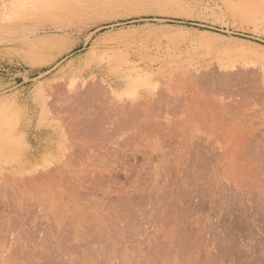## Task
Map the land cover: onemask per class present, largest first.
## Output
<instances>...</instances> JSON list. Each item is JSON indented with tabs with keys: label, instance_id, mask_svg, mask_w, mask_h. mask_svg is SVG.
I'll use <instances>...</instances> for the list:
<instances>
[{
	"label": "rangeland",
	"instance_id": "rangeland-1",
	"mask_svg": "<svg viewBox=\"0 0 264 264\" xmlns=\"http://www.w3.org/2000/svg\"><path fill=\"white\" fill-rule=\"evenodd\" d=\"M26 1L0 0V167L7 170L0 171V251L5 249L3 251L10 253L13 257L8 259L10 263L46 264L47 258L51 257L50 253H46L45 259L43 256L48 248L45 251L41 249L42 244L47 245L49 238L48 224L40 220L34 196L33 199L27 196L35 194L39 182L42 183V194H46L44 184L56 160L69 162L67 165L71 169L75 167L74 172L81 168L83 158L86 162V153L81 155V129L77 124L81 113L85 112L83 105L105 102L108 106L105 115L118 109L117 115H124V120L136 107L141 110L144 103L154 104L157 109L165 100L189 102L192 109L202 113L199 116L204 119L210 137L207 140L205 132H193L204 137L202 142L207 150L210 148L213 151H209L211 155L221 156L222 151H226L221 157L225 158V169L220 166L215 176L220 177L221 171L224 174L229 171L228 177L220 183H212V165L216 164L213 160L204 169L202 167L205 171L203 176L208 174L203 179L210 175V182L201 179L195 188L199 193L193 197L194 218L198 219L195 221L196 234L202 238L195 245L197 247L189 252L183 247L181 250L171 248L175 251L173 257L169 248L163 252V248L160 251L152 247L154 253L148 257L141 249L135 248L131 252L127 245L120 247L119 251L121 248L124 250L118 251V257L111 248H86L81 247L80 242L77 245L70 242V247L63 251L65 254L62 256L65 257L62 260H58L60 257L54 253L52 255L58 259L51 258L63 264H156V260H159L158 264H264V0H31L25 7ZM204 100L213 101L211 107L214 101L217 102L214 108L230 104L220 110L224 112L227 109L224 114L234 112L236 119L230 112V115H224L226 118L221 117V111L217 112L219 119L214 118L215 115L211 114L215 113V109ZM216 111H219L218 108ZM237 112L239 115H236ZM205 116L208 121L211 120L208 122ZM229 116L232 117L229 119ZM220 117L227 127L224 121L222 126L223 119L216 124ZM212 120H215L214 123ZM184 123V116L177 109L164 112L157 119L155 143L161 150L175 149L174 155L181 151L186 132ZM235 123H240L242 128L234 129L232 125ZM216 126L224 131L219 133ZM135 131L133 128L123 132V135L128 133L129 138L131 134L132 137L136 134L134 140L137 141L140 134ZM232 134L243 136L241 140L246 134L247 141L250 138L253 140V143L249 142L252 149L247 151L250 156L256 153V156L252 155L257 159L255 162L252 156L244 153L246 150L242 151L247 146H242L246 139L240 142L238 135L234 137ZM123 135L122 138H125ZM132 137V140H124L127 139L131 145ZM254 137L259 141L256 142ZM208 141L213 147L211 144L208 147ZM132 145L134 147V143ZM235 148L238 151L234 156L235 150L232 149ZM145 152L151 157L145 190L135 193L138 190L136 184L129 185L122 176L117 185L122 187L124 184L125 190L130 186L129 193L135 198L149 194L152 198L157 196L161 191L159 187L162 188L163 171L166 167L174 171L170 161L176 155L169 156L159 166L153 145ZM236 167L247 176L240 174ZM252 167H255L254 172ZM71 169L70 184L73 175L78 176ZM73 185L75 192L81 193V186ZM212 185L219 187L213 188ZM165 190L164 193L167 192ZM19 191H23L26 199L22 197L20 200ZM75 204L77 208L72 206V209L78 210L75 211L77 215L89 212L87 204H83L85 211L81 209V201ZM146 207L145 211L150 210L148 216L154 212L156 215L154 209L158 206L154 201ZM133 209L140 213L141 208L136 206ZM152 217L156 223V216ZM147 218L148 221L139 219L144 221L141 222V229L148 224L153 227L154 221L150 225L148 222L152 219ZM155 225L153 233L147 228L149 234H157L158 227ZM135 229L136 226L134 230L130 229V234L141 233ZM144 231L141 234H147V230ZM38 250L39 253L43 250L44 254L41 256ZM167 252H170L171 263L169 259L163 261ZM90 253H98L99 257H92ZM138 255H145L144 259H152V262L148 259L149 262L144 261L143 256ZM54 260L50 264H56Z\"/></svg>",
	"mask_w": 264,
	"mask_h": 264
},
{
	"label": "bare ground",
	"instance_id": "bare-ground-1",
	"mask_svg": "<svg viewBox=\"0 0 264 264\" xmlns=\"http://www.w3.org/2000/svg\"><path fill=\"white\" fill-rule=\"evenodd\" d=\"M199 91H201V90H199ZM227 91H228V89H227ZM88 100H91V99L89 98ZM88 100H86V101H88ZM93 101L97 102L98 100H93ZM205 101L206 100H204V102ZM209 102H210V100H208V102H205V103H207V105H208ZM211 103H213V101L210 102V107H211ZM215 103H217V102L214 101V105H216ZM106 104H108V103H106ZM220 104H222V103H220ZM214 105L212 104L213 107H211V108L213 110L215 109V113L213 111V114H211V115H213V116L215 115L214 118H218L219 116H217V114L220 113V111L222 112V109L220 110V108H222V107L224 108L225 105H228V104L225 103L223 106L222 105L221 106L217 105L218 107L215 106L218 108L219 111H216L217 108H214ZM233 105H235V108H236V104H233ZM83 107L85 109V110L83 109L85 112L81 113V120H80L81 122L78 120L77 124L79 125V127L81 129V132H79V133H81V137H80V139H81V151H82L81 155H82V153H86V155L84 154V156L87 158V160L85 158L86 162H84L83 161L84 158L82 159V157H81V159H82L81 160V168H78L77 169L78 171L74 172L75 167L73 169H71V167L67 165V164H69V162H67V163L64 161L62 162L61 159H60L61 161L56 160L53 164L54 165L53 168L49 169L48 181L46 182V184H44L45 188H46V194L45 195H43L44 193L42 194V188H41L42 183L39 181H35V182H39L37 184L38 186L35 187V192H34L35 194L34 195L31 194L29 196H27L29 194V192H28V194H26V196L29 199H33L32 196H34L35 201H36V205H37L36 207L38 210L37 214H38L40 220H44L46 222V224H48V235H49L48 237L49 238L48 237L47 238L49 240L46 238L47 239V242H46V240H44V238H43V240L46 242L47 245L45 246V244H42L46 248L45 247L43 248V246L41 248L44 251L47 250V248H48V252L45 251V254H44L43 250H42L43 253L42 252L39 253V250H38V253L41 256L44 254L43 257L45 259H46L45 256L47 255L46 253H48V255L50 253L51 257H55L56 259H58V257H60L58 260H60V259L62 260V258L65 257V256H62L63 254H65L63 251L65 248L70 247L68 245L70 242L76 243L75 245H77V243L80 242L81 247H86V248L92 247V246L111 248V249L115 250L116 256H118V254H120L119 253L120 251L124 250L123 248H121L122 250L119 251L120 247L121 246L124 247L127 245H129L128 248L131 252L135 248L141 249L142 250L141 252H143V253L145 252L147 254L146 256H148V257L154 253V251H153V253L151 251L152 247H154V250L157 247L160 251L163 248L164 249L163 252H165L166 248H169L170 249L169 251H172L173 248H175V247L180 248V250L183 247V248H185V250L188 251V250H191L192 248L194 249V247H197L195 245L198 243L199 240L201 241L202 238L200 237L201 238L200 239L198 237L199 235L197 236V234H196V228L197 227L195 226L196 225L195 221H197L198 219L196 220L194 218L195 214L193 212L194 211L193 210V207H194L193 197L195 194L199 195V193H197V190L195 188L197 186H199L198 184H199L200 180L203 179V177L205 178V176L207 174L206 173L205 176H203V173L205 171H202V167L204 169V167L207 166L209 164V162L216 161V164L214 163L215 166L213 167V165H212L213 169L211 168L213 170L212 183H215V184L220 183V181L223 180V178L226 179L228 177L227 173L229 172V171L228 172L226 171L227 173L224 174V172L221 171V175L219 174L220 177L215 176V174H217V169L220 166L223 167L225 165L224 164L225 158L222 159L223 158L222 156L223 155L225 156L226 151L223 150L224 152L222 151L221 156L215 155L216 157L218 156V158H216L213 155V153L211 155V153L209 152V151H211V150H209L210 148H208V150L206 149L207 147L204 145V142H202L204 140V139L202 140V138H204V137H202L201 135H200L201 137H199V136H197V133L193 132V130H197L198 132H201V133L205 132V135L208 134L206 131L205 123L203 121L204 119L201 116H199V114L202 115V113H199V112L195 111V109H192L190 107L189 102L179 103L177 101H165V100L162 101L161 104H159L157 109L155 108L154 104L153 105H149V104L147 105V103H144V106H142L143 108L141 110H139L140 113L137 110L136 106H135L136 108L134 110L129 109V110H132V112H134L136 110L137 114L136 113L134 114L131 112L132 115L131 114H128V115L130 117L132 116L131 117L132 119L130 117L127 119V117H126L127 120L125 119V117L123 120L124 115H121L122 117H120V115H117L118 109H117V112H115L116 111V109H115L113 111H110V114L105 115L104 114L106 112L105 110L108 107L105 105V102L99 101V103L97 102V104L96 103H93V104L89 103V105L84 104ZM111 107H113V106L111 105ZM120 107H122V106H120ZM231 107H234V106H231ZM235 108H234V110H235ZM237 108H238V106H237ZM175 109H177V111L184 116V121H185L184 125H185V131H186L184 134V138H183V140H184L183 144H182L183 148L181 149V151L177 155L175 154L176 157L174 155V153L176 152L175 149L161 150L159 145L155 143V138H156L157 132L154 129L157 119L160 118L164 112L170 113L172 110H175ZM231 109L233 110V108H231ZM226 111H227V109H226ZM226 111L224 110V112H222L223 114L221 113L222 115L220 114V116L223 118H226V116H224V115L229 114V112H230L231 115L234 114V116H233L234 118L236 117L235 113L233 112V114H232L231 111L224 114ZM236 111H237V109H236ZM238 111H239V109H238ZM238 113L239 112H237L236 115H239ZM242 115L240 114V116H242ZM244 116L242 118L246 119ZM133 117H134V119H133ZM205 117L207 118V116H205ZM221 117H220V120H218L216 122V124H218V122H220L223 119V118L221 119ZM230 117H232V116H229L228 118L230 119ZM129 119H130V121H128ZM210 120L211 119H209V121ZM70 121H72V120H70ZM207 121H208V118H207ZM213 121H215V120H212V122ZM223 121H224V119L221 121L222 126L224 124ZM152 122H153V124H152ZM149 123L153 125V128H151L152 125L150 126ZM229 123H230V120H229ZM64 126H66V125H64ZM218 126H216V127H218ZM216 127H214V128H216ZM226 127H227V123H226ZM228 127H229V125H228ZM232 127H235L234 129H237V130H240V128H242L240 123L239 124L235 123L232 125ZM133 128L135 130H137L140 135L138 136L137 141H135L136 140V138H135L136 134L135 135L133 134L134 137H132V134H131V137L133 138V141H135V142L131 141L130 142L131 145H129L128 144L129 141H127V139H129V138L131 139V137L128 138V135H127L128 133H124V134H126L124 136L123 132L133 130ZM224 128H225V126H224ZM217 129H219V133L224 131V129H222V131H220L221 129L219 127ZM137 131H135V133ZM253 132H254V129H253ZM253 132L251 131L250 133H253ZM77 135H75V136H77ZM122 135H123V137H125L127 139L124 140L125 138H122ZM232 135H234V134H232ZM237 135L238 134H236V136ZM240 135H241V133H240ZM240 135H238V137ZM245 135H244V138L246 139L247 136H245ZM207 136H208L207 137V140H208L210 136L209 135H207ZM236 136L234 135V137H236ZM216 137H218V136H215V138ZM234 137H233V139H234ZM242 137H239V139ZM254 138H252V139H254ZM243 139L242 140L240 139V142H242ZM263 139H264V137H263ZM210 140H211V138H210ZM215 140H216V142L219 141L218 139H215ZM255 140H256V138H255ZM245 141H247V139ZM250 141H251V138H250V140L247 141L248 143L246 142V143H244V145H242V146H245L247 144L246 148H242V151H243V149L246 150V152L244 151V153H247V155L249 154L248 155L249 157H251L252 155L256 156V153L255 154L253 153L250 156V152L247 151L248 148L252 149L250 147V144H249ZM252 141L250 143H253ZM258 141L256 140V142H258ZM132 142L134 143V147L132 145L133 144ZM208 142H207V144L209 147V144H211L212 142L211 143H210V141H208ZM237 144H239V142ZM241 144H243V143H241ZM241 144H239V145H241ZM261 144H262V142H261ZM151 145H153L154 150L156 152V155H157L156 160H157V163L159 166H162V164L165 163L166 159H169L168 158L169 156L173 155V157H175V158H172V160L170 161L171 163L173 162L174 171H171L170 169H168V167H166V169L163 171V178L164 179H163L162 184H160L162 188L159 187L158 190H161V191H159L157 196H153V198H152V195L149 194L147 197H146V195H139V196H136V198H135L134 195H130V193H129V192H131V190L129 189L130 186H128V188H127L128 190H125L124 184L122 185V187L117 186V185L120 184V177L122 176L123 179L125 180V182L128 183L129 185L130 184H136L138 190L135 193L138 194V192H140V191L143 192L145 190V187L147 186L149 176H150L149 167L151 164V162H150L151 157L149 158V155L145 152V150H147V148H150ZM254 145H255V143H254ZM211 146H212V144H211ZM222 149H223V147H222ZM226 149H228V148H226ZM233 150H235V151H233ZM236 150H237L236 148L232 149L233 153L235 152L234 156L237 153ZM211 152H213V151H211ZM244 153H243V155H244ZM260 153H261V151H260ZM238 155H239V153H238ZM234 156H230V157L234 158ZM255 156H252V158H254V162L257 160V159H255L256 158ZM212 157H213V159L211 161ZM64 160L67 161L66 159H64ZM230 162H231V160H230ZM253 164H255V163H253ZM246 165H247V163H246ZM255 165H257V163ZM76 168H77V166H76ZM70 169L73 170L72 171L73 174L75 173L78 175L77 177H74V175H73L74 178L71 176L72 177L71 184L69 181L70 174H71V172H69ZM207 169H208V167H207ZM224 169H225V166H224ZM236 169H239V168L236 167ZM252 169L254 172L255 167L254 168L252 167ZM79 170L81 171V173ZM209 170H210V166H209ZM249 171L252 172L251 169ZM206 172H208V170ZM239 172H238V174H239ZM236 173H237V171H236ZM244 173H245V171H244ZM240 174L243 175L242 171L240 172ZM252 175H254V173H252ZM255 175H258V174H255ZM35 176H38V175H35ZM241 176L239 175V177H241ZM245 176H247V175H245ZM249 176L251 178V175H249ZM38 177H40V176H38ZM208 178H210V175L208 176ZM208 178H206V180L205 179H203V180H205V182H207V181L210 182L209 181L210 179H208ZM242 182L244 183L245 181H242ZM73 184H78L81 186V193L75 192ZM245 184H246V182H245ZM201 185H202V183H201ZM165 186L167 187L165 189H168V190L164 189ZM217 187H219V186H217ZM217 187L213 186V188H217ZM45 188H44V190H45ZM164 190H165V192L166 191L167 192L164 193ZM211 190L212 189H210V191ZM209 192H208V194H209ZM220 193H221V191H220ZM23 194H24L23 191H19L20 200L22 197H25L24 196L25 194L24 195ZM201 195H202V193H201ZM203 195H205V194H203ZM209 197H210V194H209ZM28 198H27V200H28ZM196 198H197V196H196ZM25 199H26V197H25ZM215 200H216V198H215ZM80 201H81V205H82L81 209L84 210V208H85V206H83L84 203L88 205L87 207L89 208V212L86 210L87 211L86 214L81 213V215L80 214L77 215L75 212L77 209L75 210L74 208H77V207H75L73 204L80 202ZM151 201H154V204H156V206H158V207H156V209H154V211L156 210V215H155V212L153 215H150L151 217L156 216V223L154 221L155 219L154 220L152 219L153 217L151 218L150 216H148L147 212L149 209L145 211V207ZM209 201H211V200H209ZM72 206H74L73 209H72ZM136 206L139 209L141 208L139 214L136 213L135 210L133 209V207H136ZM30 207H32V206H30ZM30 207H28V208L30 209ZM28 210H25V211H28ZM30 211H31V209H30ZM35 212H36V209H35ZM151 212L149 214H151ZM144 215H147L148 217H150L152 219V221L150 220V218H147ZM140 216H141V218L143 216V218L145 220H146V218L149 219L150 222H148V223H150V225H152V222L154 221L153 222L154 224L152 225L153 227L150 228V226L148 224V227L145 228V226L143 225L144 226L143 228H145V229H141V226L143 224L141 222H144V221H140L143 219V218L141 219ZM137 217H139V218H137ZM137 219L138 220L140 219V220L138 221ZM146 221H148V220H146ZM138 222L141 223L140 226L137 225ZM146 224H147V222H146ZM154 225L156 228L158 227L157 231H156V233H157L156 235H154L155 233L152 234L155 231ZM134 226L137 227V229H135V230H137L138 233L139 232L144 233L145 232L144 230H147L146 233L148 235L147 234H141V233H139V234L135 233V235H134L133 231H132L133 235L130 234L131 230H134ZM147 228L153 230L151 233L152 236H150L151 234H149L150 232H148ZM138 229H141V231ZM197 230H199V229H197ZM32 235H34V234H32ZM22 239L24 240V238H22ZM39 240L41 241V238H39ZM35 241H36V239H35ZM31 243H29V244L31 245ZM19 245H21V243ZM71 245H74V244H71ZM13 246H16V245H13ZM21 246H19V247H21ZM38 246H39V244H38ZM31 247H32V245H31ZM35 247H37V246H35ZM75 248L76 247H74V249ZM171 248H172V250H171ZM19 249H17V250H19ZM3 250H5V249H3ZM3 250L0 251V261H1L0 264L10 263V261L8 259L12 256L9 255L10 253L7 254ZM159 250H158V252L160 253ZM180 250H178V251H180ZM156 251H155V254H157ZM29 252H31V250ZM173 252L175 254V251H172L171 256H172ZM21 253H22V250H21ZM27 253L28 252H26L25 254H27ZM53 253L56 254L58 257L52 255ZM72 253L75 254V252H72ZM99 253L101 255H103L102 252H99ZM169 253L168 252L165 253L164 257L162 256L164 254L161 255L164 259L163 261H166V260L168 261V259L169 260L171 259L169 257L170 256ZM16 254H18V253H16ZM90 254H92V257L98 256V255H96L98 253H95L96 256L93 253H90ZM174 254H173V256H174ZM122 255H123V253H122ZM157 255H159V254H157ZM176 255H178V254H176ZM176 255H175V257H176ZM68 256H69V254H68ZM138 256H141V255H138ZM144 256H143V259H144ZM16 257H17V255H16ZM16 257H15V259H16ZM51 257L47 258L48 261L47 260L45 261V259H43V260H41L40 258L39 259H40V261H45V263L47 262L50 264V262H53L52 260L55 259V258L52 259ZM162 257H160V258H162ZM18 258H20V255L18 256ZM50 259H52V260H50ZM147 259L152 262V259H149V258H147ZM147 259H144V261ZM155 259H158V258H155ZM33 260H31V262ZM49 260H50V262H49ZM54 261H56V264H61V263L63 264V262H61V261H60V263H58L59 261L57 262V260H54ZM262 262L264 263V261H262ZM21 263H22V261H21ZM42 263L43 262H41V264ZM158 263H159V260H156V264H158ZM170 263H171V260H170ZM18 264H19V262H18ZM142 264H143V262H142ZM144 264H146V263L144 262Z\"/></svg>",
	"mask_w": 264,
	"mask_h": 264
},
{
	"label": "crops",
	"instance_id": "crops-1",
	"mask_svg": "<svg viewBox=\"0 0 264 264\" xmlns=\"http://www.w3.org/2000/svg\"><path fill=\"white\" fill-rule=\"evenodd\" d=\"M30 1H31V0H27V1L25 2V7L28 5V3H29ZM0 171L5 172V171H7V170L4 169V168H2V167H0Z\"/></svg>",
	"mask_w": 264,
	"mask_h": 264
}]
</instances>
